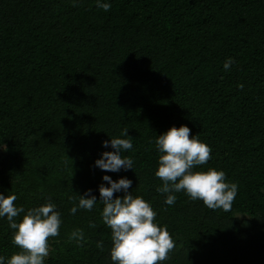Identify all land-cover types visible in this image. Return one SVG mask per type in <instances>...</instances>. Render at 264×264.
<instances>
[{
	"label": "trees",
	"instance_id": "16d2710c",
	"mask_svg": "<svg viewBox=\"0 0 264 264\" xmlns=\"http://www.w3.org/2000/svg\"><path fill=\"white\" fill-rule=\"evenodd\" d=\"M109 2L0 0V192L25 210L56 204L45 264H113L94 161L127 129L133 169L107 174L130 178L174 239L162 264H264V0ZM181 124L211 147L198 167L238 185L230 211L157 191L155 138ZM89 188L93 209L72 214ZM13 231L0 218L6 259Z\"/></svg>",
	"mask_w": 264,
	"mask_h": 264
},
{
	"label": "clouds",
	"instance_id": "9594fccd",
	"mask_svg": "<svg viewBox=\"0 0 264 264\" xmlns=\"http://www.w3.org/2000/svg\"><path fill=\"white\" fill-rule=\"evenodd\" d=\"M95 2L96 7L105 12L111 8L109 0ZM232 63L231 57L226 58L224 69H229ZM127 136L125 129L122 135L103 140V147L110 145L112 150L102 151L94 161L95 167L105 172L102 181L107 182L100 183L98 190L99 201L103 204L101 217L111 230L110 259L113 264H162L175 246L174 239L165 226L155 222L157 213L150 203L129 191L132 185L130 178L114 180L107 174L133 169V159L122 155L133 148ZM154 143L159 153L154 174L162 181L157 191L167 194L165 204H174L176 193L183 191L192 200H201L210 209L231 210L238 185L226 181L222 169L198 167L209 161L211 147L197 134L190 136V128L186 124L170 126L156 136ZM0 150L6 151V145H0ZM119 192L124 194L114 198L113 194ZM16 199L15 193L0 192V218L7 219L9 227L14 230L12 243L20 249L7 259L0 255V264H45V258L49 255L48 238L59 235L61 213L51 200L25 210L23 206L14 204ZM97 200L92 189H86L69 211L75 214L78 209L92 210ZM21 213V219H14ZM70 238L79 241L83 238V230L75 229ZM97 246L102 247V242L98 241Z\"/></svg>",
	"mask_w": 264,
	"mask_h": 264
}]
</instances>
